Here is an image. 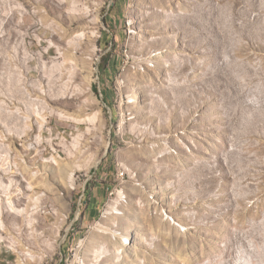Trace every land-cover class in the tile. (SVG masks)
I'll list each match as a JSON object with an SVG mask.
<instances>
[{
  "label": "rangeland",
  "instance_id": "rangeland-1",
  "mask_svg": "<svg viewBox=\"0 0 264 264\" xmlns=\"http://www.w3.org/2000/svg\"><path fill=\"white\" fill-rule=\"evenodd\" d=\"M0 264H264V0H0Z\"/></svg>",
  "mask_w": 264,
  "mask_h": 264
},
{
  "label": "bare ground",
  "instance_id": "bare-ground-1",
  "mask_svg": "<svg viewBox=\"0 0 264 264\" xmlns=\"http://www.w3.org/2000/svg\"><path fill=\"white\" fill-rule=\"evenodd\" d=\"M123 239H124V235H122L121 237H120V241H122V242H119L120 244H118V246H117V249H118V251L119 250H121V252H122V250H123V246L125 245V243L123 242ZM27 254H29V253H26V255Z\"/></svg>",
  "mask_w": 264,
  "mask_h": 264
}]
</instances>
